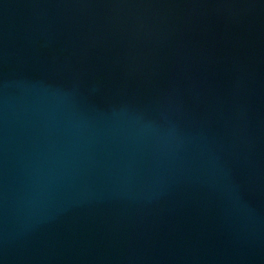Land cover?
Returning <instances> with one entry per match:
<instances>
[{
  "label": "water",
  "instance_id": "95a60500",
  "mask_svg": "<svg viewBox=\"0 0 264 264\" xmlns=\"http://www.w3.org/2000/svg\"><path fill=\"white\" fill-rule=\"evenodd\" d=\"M0 264H264V0H0Z\"/></svg>",
  "mask_w": 264,
  "mask_h": 264
}]
</instances>
